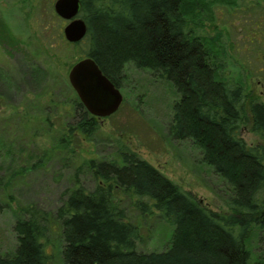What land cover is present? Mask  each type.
Returning <instances> with one entry per match:
<instances>
[{"label": "trees", "instance_id": "1", "mask_svg": "<svg viewBox=\"0 0 264 264\" xmlns=\"http://www.w3.org/2000/svg\"><path fill=\"white\" fill-rule=\"evenodd\" d=\"M242 1L80 0L84 39L66 41L58 25L62 45L76 46L79 59L91 57L116 87H122L126 64L174 87L179 99L167 133L174 140H191L226 181L228 211L203 205L117 140L116 158L80 163L74 186L53 218L33 205L17 210V244L11 253L0 250V264H48V233L55 224L63 264H248L251 229H264V102L242 81L222 76L227 52L221 32L204 33L207 24L214 25L217 10L236 9ZM249 9L257 11L254 24L264 34V0L253 1ZM52 17L62 20L55 12ZM72 105L78 114L62 134L60 148L77 133L89 139L100 129L99 118L78 98ZM245 125L263 142L248 145L239 132ZM85 170L96 180L93 190L77 178ZM118 194L142 215L157 213L173 226L167 248L137 251L139 229L127 220Z\"/></svg>", "mask_w": 264, "mask_h": 264}, {"label": "rangeland", "instance_id": "2", "mask_svg": "<svg viewBox=\"0 0 264 264\" xmlns=\"http://www.w3.org/2000/svg\"><path fill=\"white\" fill-rule=\"evenodd\" d=\"M53 1L0 0L1 252L11 253L17 244L13 224L20 207L33 205L53 218L65 192L74 186L80 163L116 158L117 140L203 205L228 211L231 191L226 181L204 162L201 150L191 140H174L168 135L179 94L149 70L126 64L119 109L99 119L100 129L91 138L77 133L68 147H59L68 123L78 114L72 105L78 97L67 75L80 56L76 46H64L58 37V25L62 33L67 21L60 23L52 17ZM253 1L243 0L232 10H217L214 25L207 24L204 33L213 36L221 32L227 52L221 59L222 76L242 81L264 102V34L255 27L257 11L249 9ZM239 132L248 145L263 142L249 126H242ZM77 178L88 191L96 186L86 170ZM118 195L127 220L139 229L137 251L167 248L173 226L157 213L142 215L128 198ZM61 246L60 228L55 224L48 233V264H63ZM246 247L248 264H264V229H251Z\"/></svg>", "mask_w": 264, "mask_h": 264}, {"label": "water", "instance_id": "3", "mask_svg": "<svg viewBox=\"0 0 264 264\" xmlns=\"http://www.w3.org/2000/svg\"><path fill=\"white\" fill-rule=\"evenodd\" d=\"M80 0H54L53 11L66 20L62 33L70 43L80 42L87 33L85 21L79 16ZM68 81L85 109L95 117L106 118L120 107L123 96L118 87L101 71L91 57L72 64Z\"/></svg>", "mask_w": 264, "mask_h": 264}]
</instances>
